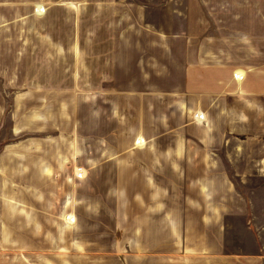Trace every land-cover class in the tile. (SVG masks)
Returning <instances> with one entry per match:
<instances>
[{
  "label": "crops",
  "instance_id": "obj_1",
  "mask_svg": "<svg viewBox=\"0 0 264 264\" xmlns=\"http://www.w3.org/2000/svg\"><path fill=\"white\" fill-rule=\"evenodd\" d=\"M165 1L113 4V132L129 143L122 157L129 190L119 209V156L92 159L100 166L92 174L112 176L106 196L118 199L108 232L119 239L84 253L82 264H264L260 198L236 182L245 178L232 165L244 158L229 159V149L250 148V140L264 150V0ZM4 95L2 88L0 127ZM27 116L10 133L24 132ZM44 119L30 121L36 128ZM138 136L141 148L133 146ZM10 260L1 252L2 264Z\"/></svg>",
  "mask_w": 264,
  "mask_h": 264
},
{
  "label": "rangeland",
  "instance_id": "obj_2",
  "mask_svg": "<svg viewBox=\"0 0 264 264\" xmlns=\"http://www.w3.org/2000/svg\"><path fill=\"white\" fill-rule=\"evenodd\" d=\"M116 1L141 0H109L111 5L105 0H0V89H5L0 255L9 254V264H20L19 259L25 264H82L89 258L84 253L110 250L114 238L119 239L116 230L108 232L116 225L109 219L118 199L106 196L112 176L97 177L91 169L100 166L90 164L119 156L115 194L123 209L129 189L122 157L130 150L124 135L113 132L115 88L107 52ZM169 2L176 7V0ZM22 46L25 52L18 54ZM34 89L38 98H22ZM26 115L24 132L16 127V134L10 133L12 124ZM31 118L45 119L35 128ZM247 119L258 122L255 114ZM142 139L135 138L133 146L143 147ZM249 142L250 148L236 144L229 149V159L244 158L232 165L245 178L236 182L241 191L260 198L263 216L264 163L259 160L264 150Z\"/></svg>",
  "mask_w": 264,
  "mask_h": 264
},
{
  "label": "trees",
  "instance_id": "obj_3",
  "mask_svg": "<svg viewBox=\"0 0 264 264\" xmlns=\"http://www.w3.org/2000/svg\"><path fill=\"white\" fill-rule=\"evenodd\" d=\"M1 149V148H0Z\"/></svg>",
  "mask_w": 264,
  "mask_h": 264
}]
</instances>
